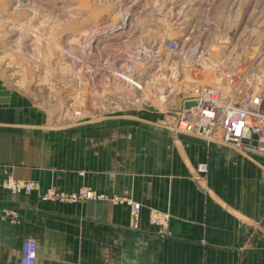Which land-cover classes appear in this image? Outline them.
I'll list each match as a JSON object with an SVG mask.
<instances>
[{
  "label": "crops",
  "instance_id": "crops-1",
  "mask_svg": "<svg viewBox=\"0 0 264 264\" xmlns=\"http://www.w3.org/2000/svg\"><path fill=\"white\" fill-rule=\"evenodd\" d=\"M35 110L0 88V264H21L24 240L35 264H264V157L148 121L87 141ZM9 177L36 188L13 194Z\"/></svg>",
  "mask_w": 264,
  "mask_h": 264
},
{
  "label": "rangeland",
  "instance_id": "rangeland-1",
  "mask_svg": "<svg viewBox=\"0 0 264 264\" xmlns=\"http://www.w3.org/2000/svg\"><path fill=\"white\" fill-rule=\"evenodd\" d=\"M0 88L87 141L127 122L173 132L201 89H216L220 108L256 94L264 110V0H0ZM23 182L36 186L4 185L30 192L14 189Z\"/></svg>",
  "mask_w": 264,
  "mask_h": 264
},
{
  "label": "built area",
  "instance_id": "built-area-1",
  "mask_svg": "<svg viewBox=\"0 0 264 264\" xmlns=\"http://www.w3.org/2000/svg\"><path fill=\"white\" fill-rule=\"evenodd\" d=\"M209 90L211 89L197 90L195 96L196 105L184 109L183 113L185 114L174 123L173 131L196 135L207 142L218 141L225 145H231L236 149L264 157V138L261 137V129L258 126L253 128L249 125V121L251 123L254 120L258 121L254 116H258L260 122L264 121L261 119L264 117V110L261 108L262 103L259 96L252 94L238 105H228L220 108L211 102L214 94ZM187 114H193L197 120L191 119L192 115L185 116ZM252 117H254L253 120ZM205 169V164H201L198 167L199 171H205ZM35 187L32 182H23L17 184L14 189L28 192ZM55 195L54 192H49L47 197L51 198ZM131 206V214L137 220L140 212L139 205L134 203ZM152 217L154 220L160 218L157 212H154ZM16 256L21 264H35L37 256L34 243L30 240H24L18 252H16Z\"/></svg>",
  "mask_w": 264,
  "mask_h": 264
},
{
  "label": "bare ground",
  "instance_id": "bare-ground-1",
  "mask_svg": "<svg viewBox=\"0 0 264 264\" xmlns=\"http://www.w3.org/2000/svg\"><path fill=\"white\" fill-rule=\"evenodd\" d=\"M209 91H211V92H213V94H214V97H213V99H211V102L214 104V105H217V106H219V104H221V98H219V94H217L218 93V91L216 90V89H213V88H211V90H209ZM263 105V104H262ZM193 107V106H192ZM257 119H258V121L257 120H255V121H253V123H251L250 121H249V125L250 126H252L253 128L254 127H260V131L262 132V135H261V137L262 138H264V121L263 122H260L259 120H260V118L258 117V116H255ZM262 121V120H261ZM260 122V123H259Z\"/></svg>",
  "mask_w": 264,
  "mask_h": 264
},
{
  "label": "water",
  "instance_id": "water-1",
  "mask_svg": "<svg viewBox=\"0 0 264 264\" xmlns=\"http://www.w3.org/2000/svg\"><path fill=\"white\" fill-rule=\"evenodd\" d=\"M196 105V101L195 100H189L184 102V108H188L190 106Z\"/></svg>",
  "mask_w": 264,
  "mask_h": 264
}]
</instances>
